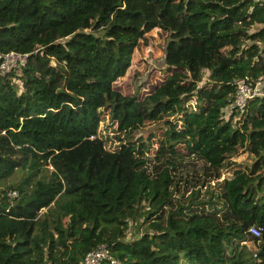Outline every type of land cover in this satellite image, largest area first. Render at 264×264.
Wrapping results in <instances>:
<instances>
[{
	"label": "trees",
	"instance_id": "1",
	"mask_svg": "<svg viewBox=\"0 0 264 264\" xmlns=\"http://www.w3.org/2000/svg\"><path fill=\"white\" fill-rule=\"evenodd\" d=\"M152 30L163 76L125 94ZM9 52L25 57L0 75V264H80L98 246L100 264H264V96L229 108L232 79L264 75V2L0 0ZM241 144L254 159L230 170Z\"/></svg>",
	"mask_w": 264,
	"mask_h": 264
},
{
	"label": "rangeland",
	"instance_id": "2",
	"mask_svg": "<svg viewBox=\"0 0 264 264\" xmlns=\"http://www.w3.org/2000/svg\"><path fill=\"white\" fill-rule=\"evenodd\" d=\"M165 39V34L163 32H159L157 30H152L146 35V43L141 47L137 48L133 53V59L131 62V66L127 72V74L120 79V85L122 91L125 94L132 93L135 91L136 94L142 96L146 93L147 90L152 88L154 83H157L158 80L163 76L162 75V46ZM225 47V44L223 45ZM227 47V46H226ZM19 66V65H17ZM15 66V67H17ZM9 70L13 67L8 66ZM14 68V67H13ZM8 72V71H6ZM205 77L203 74L202 78ZM18 85L19 90H24L26 94L29 95V91L23 86V83L19 80L15 81ZM191 105L194 104V101L189 102ZM227 113V112H226ZM173 122H176V127L180 128V121L178 118L173 117ZM151 123L148 121H144L142 124L141 135L145 134L151 128ZM97 131L102 136V139L106 137L105 140V148L108 150H112L118 145V141L113 138L115 135V120L110 111H104L101 120L98 123ZM140 133V132H139ZM138 133V134H139ZM161 132L160 130H155V136L152 139V144L150 145L149 155L155 156L157 154V140H160ZM172 153L179 154L182 157H186V150L184 146L180 144H176L172 146L170 149ZM231 155L227 158V161L231 163L230 170L233 168L244 169L246 166H249L253 161V156L246 151L244 144L238 145L235 148H232ZM51 169L48 167V171ZM230 170H226V173H229ZM260 171H264V166ZM22 171L16 170L12 176L9 178V182H15L21 176ZM134 232L139 231L133 229ZM132 232L129 235H133ZM246 249L253 252L254 246L251 243L242 242Z\"/></svg>",
	"mask_w": 264,
	"mask_h": 264
},
{
	"label": "built area",
	"instance_id": "3",
	"mask_svg": "<svg viewBox=\"0 0 264 264\" xmlns=\"http://www.w3.org/2000/svg\"><path fill=\"white\" fill-rule=\"evenodd\" d=\"M264 2V0H254ZM25 55H20L16 52H9L6 54H0V75L7 73L13 67L21 65L24 62ZM12 67L9 70V66ZM234 89V94L230 107H234L238 113H242L245 109L247 102L254 98H260L264 96V75L258 76L250 81L245 78H235L230 83ZM92 137V136H91ZM7 199L11 200L17 197L15 190L6 192ZM248 232L253 236H259V231L255 227H250ZM109 260L114 262L107 254L106 249L103 246H98L96 249L87 252L81 259L80 264H100L102 260Z\"/></svg>",
	"mask_w": 264,
	"mask_h": 264
}]
</instances>
